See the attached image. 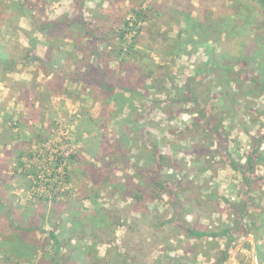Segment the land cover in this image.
I'll return each mask as SVG.
<instances>
[{
	"label": "rangeland",
	"instance_id": "obj_1",
	"mask_svg": "<svg viewBox=\"0 0 264 264\" xmlns=\"http://www.w3.org/2000/svg\"><path fill=\"white\" fill-rule=\"evenodd\" d=\"M57 1L0 0V56L16 61L11 68L0 63V264L47 262L53 245L46 238L44 247L43 238L52 228L61 233V259L87 264L83 247L91 241L82 238L84 228L75 225L79 232L69 242L73 232L61 229L92 211L95 227L109 217L103 221L111 226L112 245L135 263L216 264L226 250L223 264H259L254 251L256 245L264 250V164L255 163L246 182L226 160L243 165L257 148L264 157V141L258 142L264 133L260 1ZM138 9L147 18L133 25ZM186 15L201 22L199 34H181ZM60 18L58 29L41 31L45 21ZM91 27L112 43L127 28L123 47L131 54L120 64L105 55L99 62L108 63L131 108L120 110L99 88L92 90L86 61L73 46L96 60L94 51L103 48L87 41ZM209 54L223 70L202 64ZM46 55L47 65L32 58ZM48 81L54 89L45 87ZM187 88L197 102L186 98ZM152 155L163 158L155 164ZM245 197L250 209L241 221L233 205ZM176 217L211 231L233 224V239L187 237ZM23 244L22 254L13 251ZM31 245L38 247L33 259ZM108 247L100 242L93 251L106 258Z\"/></svg>",
	"mask_w": 264,
	"mask_h": 264
},
{
	"label": "trees",
	"instance_id": "obj_2",
	"mask_svg": "<svg viewBox=\"0 0 264 264\" xmlns=\"http://www.w3.org/2000/svg\"><path fill=\"white\" fill-rule=\"evenodd\" d=\"M259 1H260L261 6L264 10V0H259ZM22 6H23V4H22ZM146 18H147V15H146L145 9H138V10L134 11L133 20H132L133 22H131V23L133 25H136L138 23V21H141V20L145 21ZM62 21H63V18L45 21L41 26L42 27L41 31L44 30V28L47 30L52 29V28L58 29V25ZM129 23H130L129 21L128 22L125 21L124 26L128 27ZM184 24H185V26L182 28L181 34L184 36L189 34L190 37L193 36V32L195 35L199 34L200 31L197 27L202 26L200 21L196 20L195 18L193 19V17H191V16L189 17V15L185 16ZM92 34H95V35L93 36ZM126 34H127V28H123L117 36V41L112 43V41L105 40L101 36V33L96 31V28L93 29L91 27L86 34L87 41L89 43H91L92 45L97 44V47L99 46L98 43H101L102 48H103L99 53L94 51L93 55H95L96 60L92 61V62L89 61L90 55L86 54L87 49L84 48L86 50H84V49L79 50L76 46L77 43H76V45L73 43V46L76 47L75 51L82 52V58L81 59L86 61V65H84V67H86V69H85L86 73L85 74L90 75V81H91V83L94 84V85H92V90H94L93 86H96L97 88H99V92L101 94L104 93L105 98H107V100L115 101L120 110L124 107L125 104L128 105V106L126 105L128 108L129 107L131 108L132 103H129L130 96L126 95L124 93V87L118 86L116 84L117 80H115L116 78H115L113 72L108 67V63L102 64L99 62V59L101 56L105 55L110 60H115L119 64L124 62L125 55H130L132 52L131 47H128L127 48L128 50L123 47V43L126 41V37H125ZM88 36H92L91 39H89ZM46 53L48 55L49 50ZM47 55L43 58L38 57V56H35L32 58L36 59V61H39L40 63H43V65H47V64H49L48 61L50 60V57H51V56H47ZM14 62H16V61L15 60L10 61L9 58L3 59L2 56H0V63H2L4 66L11 68L13 66ZM209 63L212 66L211 69L213 67H215V65H216L217 67H220L223 70V67L226 66L225 64H222L218 60L214 59V57L211 56V54L208 55V59L205 62H203L202 64L207 66ZM232 68L233 67H231V69ZM209 71L211 72L212 70L207 69L208 73H210ZM232 71L230 70V73ZM43 72L45 74H49V71H47V70H44ZM200 72H201V70L199 68H197L195 70V75L196 74L200 75ZM237 73L238 72L234 73L233 75H231V77H234ZM212 74H214V73H212ZM222 76H223V74L220 71L217 75H215L216 78L214 77L215 78L214 82L217 84L219 82V80L222 81V78H221ZM260 81L261 80L258 77H254L253 83L257 86H261ZM44 85L48 89H51V87H52V89L55 88V87H53V84L51 81L44 83ZM187 90H188V88H187ZM186 98H188V99L190 98L193 101L197 102L195 90L189 89L187 92ZM198 110H199L198 114L200 116V114L202 113V110L201 109H198ZM10 121H12V123L14 124L13 125V127H14L16 124V121L14 119H11ZM11 127H12V125H11ZM214 128H215L214 129L215 131L219 130L218 126H216V125ZM203 134H204V131H203ZM10 137L11 136L9 135V138ZM262 141H264V133L258 139L259 143H261ZM257 150H258V148L253 149L252 152L246 156V161L243 165L240 163H237L236 161H234L232 159L226 160V162L229 164V167L235 171L240 172L241 175L243 176V179L246 182H251L250 181L251 178L254 177L253 173H254L255 163H259L261 165L264 164V157H262L261 155H258ZM161 158H163V156H161V155H156L155 157H154V155H152L151 161H153V163H155V164H159V160ZM140 179H141V177H140ZM206 197H208V196H206ZM208 198L210 199V197H208ZM247 199L245 197V198H243V200L240 201V203L233 205L234 206V212L237 215V218L241 221L244 218V216L248 215L247 212H249V209H250L249 207H250L251 197H247ZM226 202H228V201H226ZM230 206H232V205L230 204ZM179 208H180V212L183 213L182 206H179ZM236 209H237V211H235ZM8 215L10 218L9 219L10 224H13V226H16V225H14V222H13V214H11V216H10V213H9ZM108 218L109 217H107V218L105 217V218L100 219V225L95 227L93 224L97 222L98 216L94 211H92L90 213V215H83L82 219L72 220L71 222L74 224V226L69 227V228L62 227L61 231L63 229H66V231L68 233L73 232L67 237V242H69L68 240L72 239V237L74 235L77 237L76 232H79L78 230H74L75 225L80 224L79 227L82 226L84 228V230H83L84 234H83L82 238H85L86 236H88V239L91 241L90 245L85 244L83 247V252H84L85 257L88 261L87 264H141L139 262L135 263V260L128 258L127 253L119 251L118 247H115L116 245H114V246L112 245V241L109 237V229L111 228V226H110V224L109 225L106 224L108 222L107 221ZM110 218H111L110 219L111 224L115 226L118 223L117 219L114 216L110 217ZM174 219H175V217H174ZM238 219H237V221H238ZM103 220L107 221V222H104ZM260 220H261V223H263L264 217H262V219H260ZM176 222L178 225L180 224L179 227H181L183 229L184 234L190 238H202L205 236H207V237L224 236L227 238L228 242L233 239L232 231H233V228H235V226L233 227V224L229 225V226L228 225L222 226V227L218 228L217 231H211L208 228H203V227L199 226L198 223H196V222L189 223L188 221H185V219H183L182 217H176L175 223ZM243 226L246 227V224ZM28 227L31 230H32V228H36L35 226H32V227L28 226ZM85 231H88L89 234H86ZM42 232H45V231L42 230ZM47 232L49 233V235L47 237L43 238V245L45 247L44 241H46V238L51 240L52 245H53L52 256L48 259L47 262L43 261V259L38 260L37 264H59V263L70 264L67 261L62 260L60 257V253H61L60 248L62 246V242L60 239V235H61L60 231L58 233H56L55 229L52 228ZM82 238H80V239H82ZM100 242L107 243L109 245V247L107 248V255L108 256H106V258L99 257L97 255V252L93 251L95 248V245L100 243ZM43 245L42 246L40 245V247L43 248ZM15 248H16V246H15ZM15 248L13 251L18 253V254H22L24 250L25 251L27 250V246L25 244L21 245V248L19 250H18V248L17 249H15ZM37 250H38V247L34 246V245H31V247L29 248L28 254L32 257V259H33V254ZM222 254H223V260H224L227 257V251L226 250L222 251ZM254 256L258 260L259 264L264 263V250H262V248L258 245L255 246ZM163 258H167V255H164ZM223 260L216 263V264H223L224 263Z\"/></svg>",
	"mask_w": 264,
	"mask_h": 264
},
{
	"label": "crops",
	"instance_id": "obj_3",
	"mask_svg": "<svg viewBox=\"0 0 264 264\" xmlns=\"http://www.w3.org/2000/svg\"><path fill=\"white\" fill-rule=\"evenodd\" d=\"M59 1H60V2H59ZM58 2L62 4L64 1H62V0H58L56 3H58ZM229 169H230V168H229ZM232 170H233V169H232ZM139 179H140V178H139ZM224 199H225V197H224Z\"/></svg>",
	"mask_w": 264,
	"mask_h": 264
}]
</instances>
